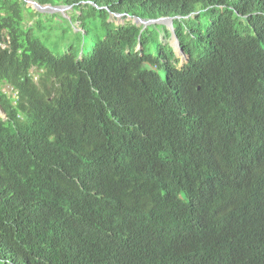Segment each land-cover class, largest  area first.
<instances>
[{
  "label": "trees",
  "instance_id": "1",
  "mask_svg": "<svg viewBox=\"0 0 264 264\" xmlns=\"http://www.w3.org/2000/svg\"><path fill=\"white\" fill-rule=\"evenodd\" d=\"M35 1L79 31L0 0V264H264V0Z\"/></svg>",
  "mask_w": 264,
  "mask_h": 264
},
{
  "label": "rangeland",
  "instance_id": "2",
  "mask_svg": "<svg viewBox=\"0 0 264 264\" xmlns=\"http://www.w3.org/2000/svg\"><path fill=\"white\" fill-rule=\"evenodd\" d=\"M41 14H48V15L57 14L49 22H47V20L41 21L42 24H40V26H42V28L45 31L46 30L47 31L46 32L43 31L38 36L42 40L44 45L52 52H54L52 47L56 43H58L57 36H58V34L60 35L62 30L64 31L66 36L63 38L64 41H62L61 44L68 43L71 41V39L73 38V34H70L71 31L73 33H76L79 31V28L76 24L75 12L69 11V9L64 10L63 12L41 13ZM110 20L113 21L114 24H122L126 21H130L132 23V21L129 20V18H125V20H123V17L117 18L112 14H111ZM85 26L87 27V25H85ZM50 28H53V31L48 30ZM160 36H161V39L163 40V35L160 34ZM166 40L169 44H171V41H172L171 38H168ZM63 51L64 50L61 46V49H60V51H58L57 54H61ZM54 53H56V52H54ZM178 55H179V57H181L180 54H178ZM0 117L1 118L3 117L1 112H0Z\"/></svg>",
  "mask_w": 264,
  "mask_h": 264
},
{
  "label": "water",
  "instance_id": "3",
  "mask_svg": "<svg viewBox=\"0 0 264 264\" xmlns=\"http://www.w3.org/2000/svg\"><path fill=\"white\" fill-rule=\"evenodd\" d=\"M25 3L26 7L31 8L32 10L38 12V13H52V12H63L64 10L69 9L67 6H50V5H41L37 3L35 0H22ZM117 18H120L122 15H114ZM129 18V17H126ZM171 18H158L154 20H143L137 17H132L131 21L132 23L136 24L137 26H142L143 28L147 25H165L167 28L170 30V34L172 32V27H171ZM170 38L172 39L171 41V47L173 48V51L175 52L176 55L180 54L182 55L181 49L179 48L178 42L176 38L171 34ZM140 48V46H138ZM1 112V111H0ZM2 113V112H1ZM3 117L2 119L4 120V114L2 113Z\"/></svg>",
  "mask_w": 264,
  "mask_h": 264
},
{
  "label": "clouds",
  "instance_id": "4",
  "mask_svg": "<svg viewBox=\"0 0 264 264\" xmlns=\"http://www.w3.org/2000/svg\"><path fill=\"white\" fill-rule=\"evenodd\" d=\"M116 15V14H115ZM2 93L5 94L6 96L10 97L13 102L17 98V92L11 88L10 86L6 85L1 89ZM1 111V110H0ZM2 112V111H1ZM3 113V112H2Z\"/></svg>",
  "mask_w": 264,
  "mask_h": 264
},
{
  "label": "bare ground",
  "instance_id": "5",
  "mask_svg": "<svg viewBox=\"0 0 264 264\" xmlns=\"http://www.w3.org/2000/svg\"><path fill=\"white\" fill-rule=\"evenodd\" d=\"M232 259H236L235 255L232 256Z\"/></svg>",
  "mask_w": 264,
  "mask_h": 264
}]
</instances>
